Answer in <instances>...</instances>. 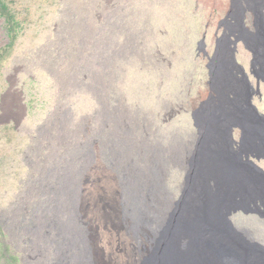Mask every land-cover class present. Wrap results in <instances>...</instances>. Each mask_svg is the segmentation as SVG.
Segmentation results:
<instances>
[{
	"label": "rangeland",
	"instance_id": "1",
	"mask_svg": "<svg viewBox=\"0 0 264 264\" xmlns=\"http://www.w3.org/2000/svg\"><path fill=\"white\" fill-rule=\"evenodd\" d=\"M1 1L13 22L0 14V264H137L185 193L225 22L247 13L252 29V11L238 0ZM230 49L255 87L251 53ZM98 189L115 190L132 245L99 232ZM231 220L264 246L263 217Z\"/></svg>",
	"mask_w": 264,
	"mask_h": 264
},
{
	"label": "bare ground",
	"instance_id": "2",
	"mask_svg": "<svg viewBox=\"0 0 264 264\" xmlns=\"http://www.w3.org/2000/svg\"><path fill=\"white\" fill-rule=\"evenodd\" d=\"M238 4L241 12L252 11V29L242 21L247 13L232 18L237 19L233 28L225 22L228 30L222 37L229 51L218 53L215 68L210 65L218 97L198 110L199 138L188 162L185 193L161 216L151 237L143 239L137 264H264V246L231 220L239 212L264 218V170L256 164L264 159V114L252 102L254 95L260 96L259 83L264 84V0ZM238 42L251 53L249 73L255 87L230 49ZM114 192L101 194L98 189L91 214L99 232L117 248L121 240L131 244L136 236L131 238L122 226ZM140 222L150 220L142 217ZM104 239L103 245L108 244Z\"/></svg>",
	"mask_w": 264,
	"mask_h": 264
},
{
	"label": "trees",
	"instance_id": "3",
	"mask_svg": "<svg viewBox=\"0 0 264 264\" xmlns=\"http://www.w3.org/2000/svg\"><path fill=\"white\" fill-rule=\"evenodd\" d=\"M0 14L6 18V23L10 24L13 22V17L7 11L6 5L0 0ZM9 32L13 31L11 26H8Z\"/></svg>",
	"mask_w": 264,
	"mask_h": 264
}]
</instances>
